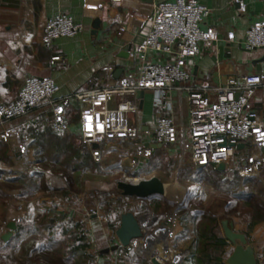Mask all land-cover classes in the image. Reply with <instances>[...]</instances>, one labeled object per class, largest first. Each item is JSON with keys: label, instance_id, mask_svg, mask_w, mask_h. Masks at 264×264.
<instances>
[{"label": "crops", "instance_id": "1", "mask_svg": "<svg viewBox=\"0 0 264 264\" xmlns=\"http://www.w3.org/2000/svg\"><path fill=\"white\" fill-rule=\"evenodd\" d=\"M165 1L173 0H121V2L113 0H0V105H9L15 102L29 77L51 78L59 88L56 97L64 98L73 96L80 91L114 85L128 73L137 74L142 60L162 63L163 60L152 53L140 55L137 48L144 42L149 32L148 20L153 13L155 4ZM198 1L211 10L210 17L203 28L214 27L218 32L219 40L212 49L203 50L194 59L187 62L186 67L191 75V83L195 86L212 84L222 86L232 75L264 73V50L249 52L244 50L241 44L251 25L256 21L264 20V2L243 0L238 4L236 0ZM60 14L71 17L75 23L83 26V30L73 38H61L55 41L52 47H46L42 44L46 24L50 19ZM231 32L235 34L234 41L228 39ZM54 58H58V60ZM105 68L111 69V71H104ZM156 98V94L152 92H144L142 96L138 95L139 110L130 115L131 126L148 134L142 136L139 141L112 142L100 146L103 152L102 162L106 161L110 164L111 161L108 167L117 168L122 164L125 174L129 172L134 174L131 178L125 177V180L117 181V192H119V184L125 181L136 182L158 178L172 185L169 183L170 181H167L169 178L172 179L176 175L175 181H177L179 173L185 167L195 168L191 163L189 151L183 155L179 145H162L154 137L158 118L171 120L180 129L186 128L190 121L191 106L189 102L185 95L178 96L174 91L161 97L160 102H157ZM250 103L264 122V91L262 88L255 91ZM71 105L74 108L70 112V131L68 135L62 136L65 140L63 142L64 144L72 143L76 148L84 149L90 155L92 168L83 171L88 173L100 168L102 162L96 163L91 148L82 143L80 134L81 107L76 100H73ZM71 115L75 116L71 117ZM38 116L44 120L48 118L45 111H38L31 115L28 114L24 119L8 124L7 127L19 125L21 122L26 124L37 122ZM31 117H33V121H31ZM75 117L76 120H73ZM19 142L17 139L5 142L9 145L8 154L12 164L2 163V168L6 173L1 174V180L13 181L18 177V173L31 172L30 168H34L35 160H38L37 168L42 170L46 185L53 188V191L68 192L69 177L63 176L61 173L63 167L51 164L50 158L53 153L49 147L46 146L45 152L34 154L40 147L33 146L28 150L26 160H19L15 156ZM93 148L97 149L98 147L93 146ZM247 148L243 155H247ZM148 149L152 150V154H147ZM243 149L240 150L243 151ZM170 160L174 162L173 165L169 163ZM188 162L189 165H187ZM237 163L235 162L233 167ZM241 164L244 167L246 162H241ZM83 172L70 175L71 181L76 179L75 187L80 186L81 189H84L83 197L73 200L75 207H70L59 201L57 209L52 208L49 194H52L53 191L48 189L36 192L35 195L26 198L20 197V189L6 191L10 199L5 207V215L0 222V264H7L5 253L1 247L12 240L16 232L8 241L2 240V237L9 232L8 225L10 223H16L18 228V223L22 219L33 220L34 228L38 233L15 244L12 252L17 264H24L28 260L30 264H66L68 262L62 252L58 255L60 261L57 262L54 253L49 252L48 249L45 250L44 257L38 252L32 254L31 251L36 244L41 243L47 248L52 240L63 241L67 236L63 232L52 237L48 232L41 231L40 219L42 217L61 214L68 220L81 223L77 221L76 217L83 211L87 201L90 199H96V203L100 201L98 193L101 191L96 186L103 184L98 182L101 179L100 174L94 176L93 180L85 181L82 178L84 177ZM258 180L263 181V178ZM177 184L179 183L177 182ZM15 185L18 186V183ZM176 188V184L174 187L172 185L171 190ZM202 191L206 190L202 189L200 193ZM62 195L65 197V194H59V196ZM218 215L221 218L220 229L223 237L221 222L230 219L234 222L238 232L246 234L258 260L259 256L264 257V224H258L251 229L249 222L244 218L223 217L224 212ZM142 217L146 218V224H149V227L156 221L153 215ZM92 218L95 219V216L93 215ZM89 224L93 226L92 222ZM98 227L102 228L100 225ZM163 227L167 231L170 227L172 236L177 237L178 240H186L183 244L187 245L185 251H189L194 241V232L191 227L187 231L180 218L171 222H161L151 233L154 240L152 245L146 243V237L145 241L144 239L137 240L130 248H127L129 254H124L121 251L124 248L120 247L117 238L115 241L106 235V232L103 231L105 235L99 233L98 239L95 241L97 264H152L149 254H153L161 264H173L171 262L174 254H170L169 251L168 254L164 253L165 249L162 248L161 243L164 239L160 228ZM133 246H135L134 250ZM115 247L117 249L114 250ZM231 247L232 245L229 243L223 255L224 263L227 250ZM106 250L110 251L106 252ZM145 251L147 252L145 253ZM186 257L180 260L182 263L180 261L178 263L193 264ZM72 263L76 264V261H72Z\"/></svg>", "mask_w": 264, "mask_h": 264}, {"label": "built area", "instance_id": "2", "mask_svg": "<svg viewBox=\"0 0 264 264\" xmlns=\"http://www.w3.org/2000/svg\"><path fill=\"white\" fill-rule=\"evenodd\" d=\"M242 1L236 0V3ZM210 14L211 10L198 0L155 4L148 20L149 32L137 51L140 55L152 53L163 62L142 60L137 74L128 73L114 85L57 98L59 88L51 78H27L19 98L9 105H0V141L19 139L21 127H7L8 124L47 106L52 108L54 131L69 132L67 105L76 100L81 107V141L91 148L94 161L101 163L100 146L139 141L148 134L130 124V115L139 110V92L155 93L160 102L161 97L174 91L178 96L185 95L191 106L189 124L180 129L173 121L158 118L154 130L156 141L166 146L179 145L183 155L189 151L196 168H216L223 163L228 170L235 162H246L240 175L259 179L264 168V122L251 107L250 100L258 88L264 91V73L232 75L222 86H195L186 67L188 61L203 50L212 49L219 40L214 27L203 28ZM82 30L83 26L71 17L57 15L47 22L42 44L52 47L55 41L73 38ZM228 39L234 41L235 34L229 33ZM241 44L249 52L264 50V20L251 25ZM95 145L97 149L93 148ZM239 145H244L243 151L238 149ZM246 148L247 155H243ZM146 152L152 154L150 149ZM27 153V143L22 140L15 156L26 160Z\"/></svg>", "mask_w": 264, "mask_h": 264}, {"label": "trees", "instance_id": "3", "mask_svg": "<svg viewBox=\"0 0 264 264\" xmlns=\"http://www.w3.org/2000/svg\"><path fill=\"white\" fill-rule=\"evenodd\" d=\"M71 106V103L67 105V122L69 125L71 120L70 112L74 108ZM38 111H45L48 118L44 120L41 116L40 118L38 116L37 119L39 120L36 119L37 122L29 124L25 122L19 123L22 135L17 140H24L28 144V150L32 149L33 146L40 147L39 150L36 149L34 154L45 152L46 146L49 147V150L53 153L50 158L51 164L63 167L68 175H76L80 171L91 169V157L84 149H78L72 143L64 144L63 141L65 140L62 136L68 135L69 132L54 131L52 108L49 106L39 108L29 113V115ZM74 116L71 115V117ZM31 119L33 121V117ZM73 120H76V117ZM8 152L9 145L0 141V222L5 215V207L10 199L6 191L20 189V197L26 198L30 195H35L36 192L47 189L54 190L46 185L42 170L37 168V165H39L38 160L36 161L35 159V167L31 172L18 173V177L13 181L6 182L1 180V174L6 173L2 168V163L5 165L12 164ZM169 163L174 164L172 160ZM242 167L241 162H238L232 170L221 172L213 166L201 169L187 166L181 171V176L184 181L191 180L194 184L206 185L217 193H225L229 202L225 205L223 217L244 218L249 222V228L252 229L258 224H264V168L261 172L263 181H260L256 178L242 177L239 174ZM16 183H18V186L15 185ZM75 183L76 179L69 181L71 187H75ZM63 194L68 196V192L63 191ZM174 206V201L161 196L148 200H133L121 196L116 201L111 200L110 202L102 203V207L107 208L105 211L109 220L108 228L114 232L119 229L121 216L125 213L131 212L137 218H141L150 213L160 214L165 207L173 208ZM181 207L179 208L181 209ZM179 208L177 209L180 210ZM184 211L181 223L186 226L187 231L191 228L193 229L194 241L189 251L183 253V257L187 256L188 258L186 257V259L191 260L193 264H225L223 255L229 246V242L222 236L220 229L221 218L217 214L206 210ZM34 227V221L31 219H22L18 223L17 231L12 240L1 247V250L5 253L7 264L18 263L12 252L15 244L38 233ZM40 229L48 232L52 237L63 232L67 236L63 241L52 240V243L47 248L41 243L34 245L31 251L32 254L38 252L39 255L44 257L45 250L48 249L49 252L54 253V258L55 260L57 259V262L60 261L58 260V255L62 252L68 260L66 264H73L72 261H76V264H97L96 256L91 253V247L95 243L93 234L85 225L68 220L61 214H52V216L49 215L40 219ZM121 251L124 254H129L127 248L121 249ZM263 258V256H259V264H264ZM24 264H30V261L28 260Z\"/></svg>", "mask_w": 264, "mask_h": 264}, {"label": "rangeland", "instance_id": "4", "mask_svg": "<svg viewBox=\"0 0 264 264\" xmlns=\"http://www.w3.org/2000/svg\"><path fill=\"white\" fill-rule=\"evenodd\" d=\"M110 164H111V161H110ZM110 164L104 161L102 162V164H100L101 167L97 169L99 171L93 170V171H89L88 173L83 172L84 177L82 178L85 181H87L88 179L93 180L94 176H96L97 174H100L99 176L101 179H99L100 181L98 182L103 183V184L96 185L97 189L101 191L100 193H98V196L101 198L100 201L96 203L95 202L96 199L88 200L87 203L84 205L83 211L78 213L76 217L78 219L77 220L78 222H81L83 225H85V227L88 228V230H90L92 233L94 232L93 235L96 236V237L93 236L94 241L98 239L99 233L104 234L103 231L106 232V235H108L110 238H113L115 241H117L116 235H115L116 232L108 228L109 220H108V217L105 211L107 208L102 207V203L106 201L110 202L111 200H115V201L118 200L121 196L119 192H117V188H116L117 181L125 180V177L131 178L134 175L133 172L131 173L129 172L125 174L124 171L122 170L123 169V167L121 166L122 164L117 166V168L108 167ZM189 164L190 163L188 162L187 165ZM232 169L233 168H229L228 170H232ZM61 173H63V176L65 175L69 177L68 180L70 181L71 179L70 175L68 176L64 168ZM175 177L176 175H174L172 179L169 178L167 180V181H170L169 183H172L173 187L175 186V184L177 186L176 189L171 190V194L168 197V199L175 202V206L173 208L165 207L163 211L161 212L162 215L155 214V213L149 214V216L153 215L156 218V221H154V225L148 228L149 230L147 229L148 235H150L154 231V229H156V227H158L161 224V222L163 221L171 222L174 219L178 220L182 218L183 216L182 214L185 212L184 210L191 212L194 209H200V210L210 211L218 215L224 212L225 205L229 202L227 199L228 197L226 198L225 196L226 195L225 193H222V192L217 193L216 191L209 189L208 186L203 185V184H201L202 186H200L199 184H194V182L191 180L184 181L182 180L181 173H179V180L175 181L176 180ZM82 178H78V179H82ZM259 179H261V175ZM177 182L179 184H177ZM83 184L85 185V182ZM67 186H68L67 191L69 194V196H65L67 198L63 197V195L59 196V194L61 193L63 194V190H55L52 192V194L51 193L49 194L52 200V201L50 200L52 204V208L57 209L59 201L66 203L70 207L72 206L75 207L73 200L79 197H83L84 189H81L80 186L71 187L69 183H67ZM202 189L206 190V192L203 194L200 193ZM180 206H182L181 209L179 208ZM177 208H179L180 210H178ZM174 211L175 213H173ZM93 215L95 216V219L92 218ZM237 218L239 219L240 217H237ZM90 222L93 223V226L89 224ZM97 225L98 226L100 225V227L102 228H99ZM166 227H168V225ZM163 239L164 240H162L161 244H162V248L164 247L165 249L164 253L168 254V251H169L170 254H174V257L172 258L173 260L171 263L173 264L182 263L181 261L180 263H176L175 259L176 257L183 259V253L185 251V248L187 247V245L183 244V242L186 240H181V239L178 240L177 237H173L172 230L170 229V227H169L167 235ZM94 247H95V243L91 247V253H93V255L96 256L97 250H96V247L95 249ZM132 249L134 250L135 246H133ZM146 252L147 251H145V253Z\"/></svg>", "mask_w": 264, "mask_h": 264}, {"label": "water", "instance_id": "5", "mask_svg": "<svg viewBox=\"0 0 264 264\" xmlns=\"http://www.w3.org/2000/svg\"><path fill=\"white\" fill-rule=\"evenodd\" d=\"M97 27V26H96ZM144 92H139V96H142ZM95 148L98 146L95 145ZM244 145H239L238 149H243ZM218 171L224 172L226 170L225 164L221 163L216 166ZM172 185L161 181L158 178L151 180H139L136 182L125 181L119 184V193L121 196L135 199V200H148L150 198L161 196L168 198L171 194ZM146 218H137L133 213L128 212L121 216V225L116 231L115 235L119 242L120 247L130 248L134 241L142 240L146 237V243L152 245V234L148 235L146 228L149 224H146ZM222 230L225 239L232 245L227 250L225 256V264H259L256 252L249 243V240L244 233H240L235 229L234 222L230 219H225L221 222ZM9 232L6 233L2 240H10L14 233L17 231V224L12 222L8 225ZM163 238L167 235L168 231L165 227L160 228ZM118 247V246H117ZM117 247L113 248L114 250ZM110 250H106L109 252ZM152 264H161L153 254H149ZM181 259L176 260L178 263Z\"/></svg>", "mask_w": 264, "mask_h": 264}, {"label": "bare ground", "instance_id": "6", "mask_svg": "<svg viewBox=\"0 0 264 264\" xmlns=\"http://www.w3.org/2000/svg\"><path fill=\"white\" fill-rule=\"evenodd\" d=\"M133 181H136V180H133ZM203 190H205V189H203ZM161 234H162V233H161ZM159 236H160V235H159ZM162 237H163V236H162ZM162 237H161V238H162ZM178 260H179V259L177 258V261H178Z\"/></svg>", "mask_w": 264, "mask_h": 264}]
</instances>
